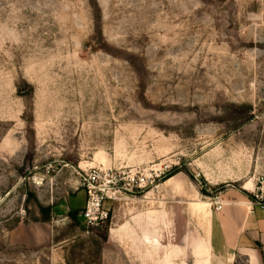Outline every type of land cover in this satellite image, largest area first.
Instances as JSON below:
<instances>
[{"label": "rangeland", "instance_id": "374dc122", "mask_svg": "<svg viewBox=\"0 0 264 264\" xmlns=\"http://www.w3.org/2000/svg\"><path fill=\"white\" fill-rule=\"evenodd\" d=\"M97 170L137 183L87 230ZM173 172L264 188V0H0V264H161Z\"/></svg>", "mask_w": 264, "mask_h": 264}, {"label": "crops", "instance_id": "0c3cea01", "mask_svg": "<svg viewBox=\"0 0 264 264\" xmlns=\"http://www.w3.org/2000/svg\"><path fill=\"white\" fill-rule=\"evenodd\" d=\"M86 195L85 191L78 192L75 204L80 201L85 206ZM160 195L168 211L172 205L175 221L185 219L183 227L174 226L175 241L160 242L161 264H264V208L248 191L228 186L205 201L200 199V189L194 181L176 174L161 184ZM218 202L223 205L221 211L215 210ZM117 258L104 255L103 264H114ZM145 259L148 256L141 260Z\"/></svg>", "mask_w": 264, "mask_h": 264}, {"label": "built area", "instance_id": "2783aa9c", "mask_svg": "<svg viewBox=\"0 0 264 264\" xmlns=\"http://www.w3.org/2000/svg\"><path fill=\"white\" fill-rule=\"evenodd\" d=\"M127 180L129 179L125 176L116 174L111 170H97L84 179L82 186L87 194V204L80 218L84 220L87 230L92 227H98L108 221L109 213L104 207L109 201L119 200V197L129 190L128 187L136 182L135 178L130 179V183H127ZM252 193L255 203L264 208V188L258 191L257 194L254 191ZM222 208V204L219 202L215 203L216 211H221Z\"/></svg>", "mask_w": 264, "mask_h": 264}, {"label": "trees", "instance_id": "16d2710c", "mask_svg": "<svg viewBox=\"0 0 264 264\" xmlns=\"http://www.w3.org/2000/svg\"><path fill=\"white\" fill-rule=\"evenodd\" d=\"M177 173H178V172L170 173L168 176H166V177L164 178V180L166 181L167 179H169V178L175 176ZM40 212H41L42 216L45 217L44 220H45L46 222H48V221L51 220L52 210H51L50 208H43V207H41V208H40ZM78 216H79V212H78V211H73V212L70 213V218H71L72 220H74V221H79V217H78ZM79 224H80L81 226H83L80 222H79ZM84 227H85V226H84ZM106 241H107V240H106Z\"/></svg>", "mask_w": 264, "mask_h": 264}, {"label": "bare ground", "instance_id": "6f19581e", "mask_svg": "<svg viewBox=\"0 0 264 264\" xmlns=\"http://www.w3.org/2000/svg\"><path fill=\"white\" fill-rule=\"evenodd\" d=\"M253 189H254V184H250V185H248V187H247V190H249V192H253Z\"/></svg>", "mask_w": 264, "mask_h": 264}]
</instances>
